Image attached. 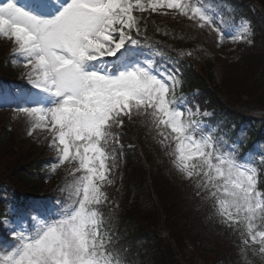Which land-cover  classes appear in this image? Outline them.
<instances>
[{"label": "snow or ice", "instance_id": "obj_1", "mask_svg": "<svg viewBox=\"0 0 264 264\" xmlns=\"http://www.w3.org/2000/svg\"><path fill=\"white\" fill-rule=\"evenodd\" d=\"M205 0H0V38L11 43L29 87L0 89L27 135L49 139L51 171L66 166L62 198L0 218V264H129L110 228L108 187L124 155L126 121L140 118L195 197L243 247L264 257V146L241 157L198 105L177 94L179 60L147 35L153 14L187 20L218 42L253 43ZM160 31L159 28L156 29ZM167 34V33H165ZM180 57L191 55L181 51ZM133 145H129V148Z\"/></svg>", "mask_w": 264, "mask_h": 264}, {"label": "trees", "instance_id": "obj_2", "mask_svg": "<svg viewBox=\"0 0 264 264\" xmlns=\"http://www.w3.org/2000/svg\"><path fill=\"white\" fill-rule=\"evenodd\" d=\"M237 1L242 4H236ZM226 2L230 4L229 9L223 13L239 11L247 15L253 43L241 44L237 58L220 66L217 76L212 71L213 62L202 56L198 59L200 72H183L182 82L200 88L196 101L211 110L210 121L222 117L224 124L230 120L239 122L245 114L264 121V0H222L224 5ZM179 33L171 28L175 40ZM9 45L8 41L3 42L0 49L6 50ZM10 117L12 120L6 119L0 126V159L11 157V162L6 161L7 165L0 170V183L13 190L37 194L44 186V176L38 171L45 162L50 138L45 140L38 134L30 140H19L18 135H14L19 117L11 113ZM132 128L128 138L133 147L124 149L120 162V166L121 163L124 166L116 172L118 179L114 185L119 186L113 195L121 204L116 222L121 225L124 217L129 218L127 231L134 244L135 261L139 264H194L199 254L203 260L221 258L223 264H232L234 257L242 253L239 233L219 222L211 208L195 197L191 182L182 179L173 166L165 162V169L159 171L158 155H167L140 120H136ZM249 132L251 136L258 133L252 128ZM37 145H45L46 151L37 150ZM162 175L173 177L181 185V191L173 193L167 189L158 178ZM148 176L151 181L146 179ZM108 192L112 194V189ZM249 253L256 264L260 255Z\"/></svg>", "mask_w": 264, "mask_h": 264}, {"label": "rangeland", "instance_id": "obj_3", "mask_svg": "<svg viewBox=\"0 0 264 264\" xmlns=\"http://www.w3.org/2000/svg\"><path fill=\"white\" fill-rule=\"evenodd\" d=\"M21 2H23V0H21ZM146 22H147V27L149 29L155 30L156 28H162V29H166L167 27H176L178 28L179 31H183L185 32V34L189 37V42L194 43L195 45L193 46V48L196 51L201 50L203 53H200V55L203 56H208L209 60H211L213 62L212 66V71L214 73L215 76H217L219 74V71L221 70L220 66H223L224 64H226L227 62H230L232 60H235L238 56L239 53V45L241 44V42H237V43H233L231 40L229 39H225L223 42H218L217 38L215 37L214 34H212L211 32H209L208 30L205 29H196L193 27H190V23L189 21L185 20H180L179 18L177 19H173L172 17L169 16H162V15H158V14H153L149 17H146ZM248 22L244 19H238L237 21H235L234 24L236 25H241ZM194 40H196V42H194ZM7 40H4L3 38H0V44L3 42H6ZM5 48L1 47L0 52H4ZM0 56H2V54H0ZM192 58V57H190ZM221 61H218L220 60ZM14 68L17 70V74L16 76H11L14 78H23V73L25 71V69L23 68L22 64H14L13 63ZM0 68H2L1 64H0ZM10 70V69H8ZM0 71H2V69H0ZM7 75H11L8 72H5ZM194 106V105H191ZM203 112V111H202ZM16 114V113H15ZM14 116V115H13ZM6 119H11L10 117V113H2L0 114V126L6 122ZM8 121V120H7ZM9 122V121H8ZM17 122V127L15 128L14 135L16 134V136L18 135L19 140L21 139H28L30 140L32 137L27 135V130H28V123L26 120H24L22 117H19L16 119ZM127 125V124H126ZM261 126L264 128V122L263 124H261ZM2 127V126H1ZM215 127V126H213ZM248 128V123L245 125H242L239 129H238V135L235 136L234 138H230L228 141L229 143L238 141L241 137L243 132H245V130L247 131ZM37 134V133H36ZM262 141L255 142L253 141L251 143V146L246 147L245 150L243 151V153L240 155L241 157L245 156L246 154L250 153V152H254L256 151L258 148H260L261 146H264V138H262ZM47 140V139H45ZM18 142V139L16 141V143ZM20 143V142H19ZM32 145L33 142H32ZM46 146H42L41 145H37V150H45L46 151ZM161 151H164L161 148ZM6 156H10V155H6ZM157 158V157H156ZM158 160L157 161V168H159V171H163L165 169V166L163 163H167L168 166H172L170 163V157L169 156H160L158 155ZM7 161V164L11 162V157L9 158H2L0 159V170L4 168ZM67 174V170H64L60 173H58L57 175H63V174ZM152 176V175H151ZM59 177V176H57ZM163 177V178H162ZM162 177H158L160 179L161 182H163L164 184H166V188L173 191V193H179V191H181V185L174 181L173 177H171L170 175L167 177V175H162ZM147 180H150L151 178L148 176L146 178ZM261 183L263 182V178H261ZM151 181V180H150ZM190 183V182H189ZM191 184V183H190ZM192 185V184H191ZM169 186V187H167ZM56 189L55 188V183L52 181H47L43 194H49V192H53V190ZM166 189V190H167ZM173 193L170 195L172 196ZM42 201V200H41ZM7 202H8V215H9V219H11L10 216V210L13 207L19 208V209H26L28 211H31V206L33 205H45L48 204V201H44L43 203H37V202H33V200H28L25 201L24 203H20L17 199H15L14 197H9L7 196ZM229 248V245H228ZM230 249V248H229ZM3 250V249H0ZM199 255V254H198ZM196 258V264H220L221 261H223L221 258L220 259H201L200 257Z\"/></svg>", "mask_w": 264, "mask_h": 264}]
</instances>
